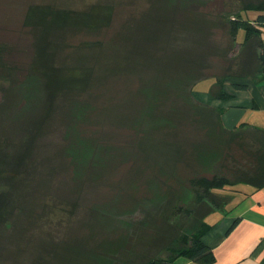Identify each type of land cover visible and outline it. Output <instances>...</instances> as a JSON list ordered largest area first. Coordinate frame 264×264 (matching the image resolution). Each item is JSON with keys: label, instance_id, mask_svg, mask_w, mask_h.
I'll list each match as a JSON object with an SVG mask.
<instances>
[{"label": "rangeland", "instance_id": "obj_1", "mask_svg": "<svg viewBox=\"0 0 264 264\" xmlns=\"http://www.w3.org/2000/svg\"><path fill=\"white\" fill-rule=\"evenodd\" d=\"M258 5L0 0V264H145L187 245L230 187L196 180L242 176L202 158L217 134L197 83L244 66L231 20Z\"/></svg>", "mask_w": 264, "mask_h": 264}, {"label": "crops", "instance_id": "obj_2", "mask_svg": "<svg viewBox=\"0 0 264 264\" xmlns=\"http://www.w3.org/2000/svg\"><path fill=\"white\" fill-rule=\"evenodd\" d=\"M243 37L244 30H240L236 42L247 52L244 66H231V76L202 78L197 86L205 90H196L202 103L211 102L210 125L217 134L210 150L212 163L226 164L232 158L242 168L241 178L230 183L224 203L203 215L201 223L210 225L204 240L216 256L212 264H264V77L259 61L264 35H254L244 43ZM242 69L246 73H241ZM235 83L246 87L237 88ZM219 90L228 97H215ZM212 213V219L207 220ZM179 260L201 264L182 257Z\"/></svg>", "mask_w": 264, "mask_h": 264}, {"label": "trees", "instance_id": "obj_3", "mask_svg": "<svg viewBox=\"0 0 264 264\" xmlns=\"http://www.w3.org/2000/svg\"><path fill=\"white\" fill-rule=\"evenodd\" d=\"M250 9H254V12H257L253 16L249 15L243 16L242 11L238 13V17H233L231 20V36L236 41L238 39V33L240 30H244V39L243 43L249 40L254 35H264V5L252 6L249 8H245L243 11H248ZM259 61H260V71L261 76L264 77V39L260 44V51H259ZM220 83L223 84V81L220 79ZM221 84V85H222ZM237 88H245L246 85L244 84H236ZM193 96V95H191ZM217 98H226L228 94L224 91L219 90L214 94ZM202 158L205 159L206 163L212 164L214 156H212V152L208 157L202 155ZM215 161V160H214ZM200 183H207V187H216L217 185H227L231 182H227L226 179H214V178H207L202 177L199 180H196ZM208 223H201L200 227L197 228L191 235L187 237V245L182 248L175 249L173 252L168 255L167 258L161 257H153L145 264H184V261L179 260L181 257L192 260L201 264H212L215 259V253L212 247L204 240V236L206 232L209 230Z\"/></svg>", "mask_w": 264, "mask_h": 264}]
</instances>
